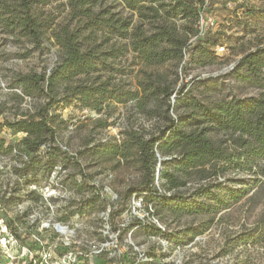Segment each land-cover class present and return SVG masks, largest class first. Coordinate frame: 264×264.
<instances>
[{"label":"rangeland","instance_id":"rangeland-1","mask_svg":"<svg viewBox=\"0 0 264 264\" xmlns=\"http://www.w3.org/2000/svg\"><path fill=\"white\" fill-rule=\"evenodd\" d=\"M69 1L33 3L38 41L0 22V264H264V160L246 158L235 133L195 109L264 96V0H194V16L174 0L155 16L148 6L161 0L136 10L93 0L88 16H74ZM109 16L129 18L124 36L102 23ZM65 26L82 30L95 67L36 88L22 76L49 73ZM160 29L184 41L182 55L144 60L131 42ZM38 113L53 135L28 152L26 133L6 123ZM170 119L204 128L230 160L179 166L180 149L159 143L147 185L137 139L168 134Z\"/></svg>","mask_w":264,"mask_h":264},{"label":"trees","instance_id":"trees-1","mask_svg":"<svg viewBox=\"0 0 264 264\" xmlns=\"http://www.w3.org/2000/svg\"><path fill=\"white\" fill-rule=\"evenodd\" d=\"M37 0H0V22L5 27L18 28L27 34L34 41H38L42 35V25L32 13L33 3ZM93 0H70L69 4L74 16H88ZM129 10H136L143 0H121ZM151 2L159 0H149ZM176 6H182L181 11L184 16H194L198 14L199 7L194 0H174ZM209 6L212 3L210 0ZM171 5L170 2L161 0L159 4H150L148 9L158 14L159 8ZM207 5V6H208ZM168 13V10H164ZM190 11V12H188ZM168 15V14H167ZM102 21V20H101ZM104 25H114L117 29H123L119 36H124L130 25L129 18H116L109 16L102 21ZM55 39L62 49V55L48 74L32 73L24 74L22 77L28 80L36 88L43 83L47 88L60 79H66L80 73H85L95 67V60L98 56L96 50L90 44H85V36L79 28H68L65 26L60 32L54 34ZM135 51L140 57L149 62L160 63L174 56L182 55L184 41L181 38L172 37L168 31H160L146 36L144 42H131ZM154 46V49L150 47ZM158 46V48H157ZM249 55L241 58V62L247 61ZM249 61V60H248ZM184 85L181 87L183 90ZM44 88H42L43 90ZM172 92L164 91V98L169 100ZM195 109L198 114L204 116V122L213 123L219 129L235 133L234 143L236 148H240L246 158L257 156L264 160V96H251L246 98L233 97L228 100H221L214 105H205L197 101ZM202 122V121H201ZM195 124H200L198 121ZM6 126L17 131L26 133L22 143L28 152H36L45 135H53L52 127L46 114L38 113L36 116L22 118L15 122H7ZM166 129L168 134L158 133L148 138L139 137L136 142L137 151L140 155L142 167L149 176L147 185L154 179V148L161 143L177 146L180 149L179 156L175 157L179 166L189 167L196 163H204L212 159L230 160L231 155L225 152L224 147H220L211 138L204 134V128L197 131L191 129L185 131L179 122L170 119ZM4 144V139L0 138V147ZM28 155V153H26ZM164 175V172L161 174ZM133 190H136L135 188ZM146 190V189H145ZM152 189L147 187L145 200L152 198ZM158 230V228H157Z\"/></svg>","mask_w":264,"mask_h":264},{"label":"built area","instance_id":"built-area-1","mask_svg":"<svg viewBox=\"0 0 264 264\" xmlns=\"http://www.w3.org/2000/svg\"><path fill=\"white\" fill-rule=\"evenodd\" d=\"M206 21L205 23H212L213 20L211 17H205ZM204 22V18L201 16V20H200V23L202 24ZM139 204H140V201H139Z\"/></svg>","mask_w":264,"mask_h":264},{"label":"bare ground","instance_id":"bare-ground-1","mask_svg":"<svg viewBox=\"0 0 264 264\" xmlns=\"http://www.w3.org/2000/svg\"><path fill=\"white\" fill-rule=\"evenodd\" d=\"M57 231H59V232H61V233H68V229H67V227H62V228H60V229H57Z\"/></svg>","mask_w":264,"mask_h":264},{"label":"water","instance_id":"water-1","mask_svg":"<svg viewBox=\"0 0 264 264\" xmlns=\"http://www.w3.org/2000/svg\"><path fill=\"white\" fill-rule=\"evenodd\" d=\"M159 170H160V168H158V171H159ZM62 227H64V226L61 225V224H59V223L55 225V228H56V229H60V228H62Z\"/></svg>","mask_w":264,"mask_h":264}]
</instances>
